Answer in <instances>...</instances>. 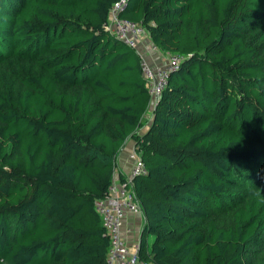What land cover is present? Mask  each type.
<instances>
[{"label": "trees", "instance_id": "trees-1", "mask_svg": "<svg viewBox=\"0 0 264 264\" xmlns=\"http://www.w3.org/2000/svg\"><path fill=\"white\" fill-rule=\"evenodd\" d=\"M115 1L0 0V264H106L93 203L126 140L141 261L258 264L264 201L243 191L264 162V0H126L183 56L145 128L138 56L104 28Z\"/></svg>", "mask_w": 264, "mask_h": 264}, {"label": "built area", "instance_id": "built-area-1", "mask_svg": "<svg viewBox=\"0 0 264 264\" xmlns=\"http://www.w3.org/2000/svg\"><path fill=\"white\" fill-rule=\"evenodd\" d=\"M125 2L126 0H117L112 3L104 28L133 49L138 56L141 77L152 108L167 84L169 73L178 68L183 56L161 51L150 42L148 49L150 51L159 50L162 59L160 63L151 62L146 52L147 49L141 41L142 38H148L144 28L140 24L118 15ZM127 159L129 172L127 174L119 171L116 174L113 172L106 193L102 198L94 201L93 207L101 219L104 234L108 240L106 264H149L139 259L137 245L130 247L127 244L126 235L129 233V228L123 226L129 215L142 214L133 189L132 179L146 173L140 154L133 147Z\"/></svg>", "mask_w": 264, "mask_h": 264}, {"label": "crops", "instance_id": "crops-1", "mask_svg": "<svg viewBox=\"0 0 264 264\" xmlns=\"http://www.w3.org/2000/svg\"><path fill=\"white\" fill-rule=\"evenodd\" d=\"M142 44L147 49L146 52L153 63H160L161 62V56L160 51H150L149 44L150 40L149 38H142ZM150 106V104H149ZM149 108V107H148ZM133 147V143L131 140H126L123 145L119 148L116 156H115V166H114V173L116 174L117 171L127 174L129 172V162H128V154L131 151ZM116 171V172H115ZM143 224V217L142 214H134L129 215L125 222L124 227L129 228V233L126 235L127 238V244L132 247L138 244V238H139V231Z\"/></svg>", "mask_w": 264, "mask_h": 264}, {"label": "rangeland", "instance_id": "rangeland-1", "mask_svg": "<svg viewBox=\"0 0 264 264\" xmlns=\"http://www.w3.org/2000/svg\"><path fill=\"white\" fill-rule=\"evenodd\" d=\"M152 105V104H151ZM151 116V106L145 112L143 119L141 120L145 128L150 120ZM116 172V171H115ZM254 173H251L253 179L255 178V183L253 185H249L245 187L244 193L246 195H256L259 200L264 201V162L260 165H256L255 169H253ZM235 197V196H233ZM232 197V198H233ZM218 215H224L223 212H216ZM264 264V250L259 256V263Z\"/></svg>", "mask_w": 264, "mask_h": 264}]
</instances>
